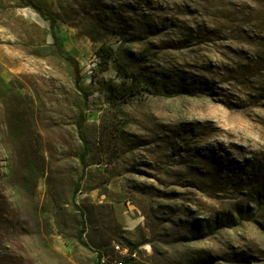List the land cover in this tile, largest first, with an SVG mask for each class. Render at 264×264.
I'll list each match as a JSON object with an SVG mask.
<instances>
[{
	"label": "rangeland",
	"instance_id": "374dc122",
	"mask_svg": "<svg viewBox=\"0 0 264 264\" xmlns=\"http://www.w3.org/2000/svg\"><path fill=\"white\" fill-rule=\"evenodd\" d=\"M32 1L83 91L49 23L0 0V264H97L114 242L136 264H264V0ZM127 74L170 97L110 104L99 82Z\"/></svg>",
	"mask_w": 264,
	"mask_h": 264
},
{
	"label": "trees",
	"instance_id": "16d2710c",
	"mask_svg": "<svg viewBox=\"0 0 264 264\" xmlns=\"http://www.w3.org/2000/svg\"><path fill=\"white\" fill-rule=\"evenodd\" d=\"M22 1L25 7H30L34 9L44 20H46L49 23L56 52L59 56L63 57L67 62L71 64L75 73L76 86L80 91H83V88L81 87L82 75L78 62L73 58H71L70 56H65L63 50L59 45V37L56 32L57 20L52 16L46 15L39 7H37L34 4L32 0H22ZM116 53H117L116 50L113 47H109V46H101L97 50L96 55L99 59L97 66H98V72L100 74L103 75L109 70L111 62L116 60ZM121 68H124L125 69L124 71H127L124 65L118 66V69ZM127 77L131 79L130 83L125 82L123 84H118L115 81H111V80H101V82H99V84L103 87V91L106 94V99L110 104L117 105L120 103H127L131 98L144 94H148L152 96L170 97L169 92L163 91L160 88L156 87L155 85L148 84L143 74H127ZM88 98L89 95L85 94L84 95L85 102L88 101ZM86 121H87L86 113L82 112L77 121V129L80 130ZM86 155H87V151L84 148L83 152L80 155V159L82 162H84ZM79 190H80V182L77 183L74 189V193H78ZM10 230H11L10 237L7 236H3V237L4 239H6L7 237L6 239L7 242L14 243L13 242L15 241L14 239L28 235V231L30 230V227L26 222L17 220V223L10 226ZM0 231H4V233H7L8 232L7 226L5 225L4 227H0ZM3 243L4 242H2L0 239V245H2ZM4 264H10V262L5 261Z\"/></svg>",
	"mask_w": 264,
	"mask_h": 264
},
{
	"label": "built area",
	"instance_id": "2783aa9c",
	"mask_svg": "<svg viewBox=\"0 0 264 264\" xmlns=\"http://www.w3.org/2000/svg\"><path fill=\"white\" fill-rule=\"evenodd\" d=\"M96 260L97 264H136L141 261L138 251L118 242L112 244V253L97 252Z\"/></svg>",
	"mask_w": 264,
	"mask_h": 264
}]
</instances>
